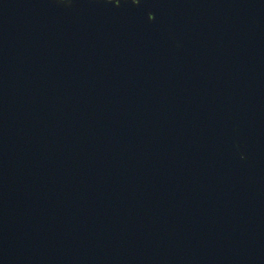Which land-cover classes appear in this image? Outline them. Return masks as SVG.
<instances>
[{
    "label": "water",
    "instance_id": "1",
    "mask_svg": "<svg viewBox=\"0 0 264 264\" xmlns=\"http://www.w3.org/2000/svg\"><path fill=\"white\" fill-rule=\"evenodd\" d=\"M0 264H264V0H0Z\"/></svg>",
    "mask_w": 264,
    "mask_h": 264
}]
</instances>
